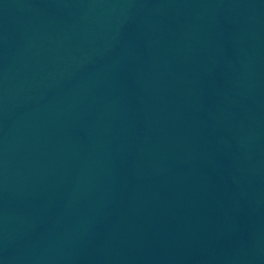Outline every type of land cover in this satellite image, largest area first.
Returning a JSON list of instances; mask_svg holds the SVG:
<instances>
[{
    "label": "water",
    "instance_id": "water-1",
    "mask_svg": "<svg viewBox=\"0 0 264 264\" xmlns=\"http://www.w3.org/2000/svg\"><path fill=\"white\" fill-rule=\"evenodd\" d=\"M0 264H264V0H0Z\"/></svg>",
    "mask_w": 264,
    "mask_h": 264
}]
</instances>
